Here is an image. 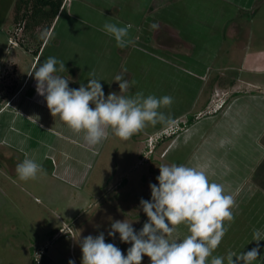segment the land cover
I'll use <instances>...</instances> for the list:
<instances>
[{
	"label": "rangeland",
	"instance_id": "obj_1",
	"mask_svg": "<svg viewBox=\"0 0 264 264\" xmlns=\"http://www.w3.org/2000/svg\"><path fill=\"white\" fill-rule=\"evenodd\" d=\"M71 2L73 6L63 13L49 48L42 58L39 55L30 73L57 53L72 62V71L79 76L85 73L86 79L97 68L103 71L111 58L123 69L126 66L129 74L130 66L124 63L131 48L118 47L104 30L105 23L130 25V34L147 36L152 31L150 25L162 19L174 25L181 39L180 50H154V43L137 39L135 48L153 52L151 55L162 62L159 72L154 57L133 62L132 67L150 71H144L145 80L139 76L134 84L129 82L126 96L173 97L171 106L159 109L171 122L149 123L128 140L108 129V138L91 146L83 131L77 133L61 120L54 125L52 137L28 139L17 132L14 142L0 144V264H68L70 259L81 264L80 241L101 232L106 243L115 244L126 256L131 244L121 242L119 233L108 236L111 223L126 220L139 232L148 221L140 200H151L149 184H158L161 165L172 164L202 168L211 182L222 184L225 193L234 197V221L230 226L225 222L228 231L212 256L223 257L227 264L229 254L235 259L259 246L260 255L251 264H264V91L259 89H264L260 85L264 84V0H180L170 2L173 6L158 14L148 11L149 4L155 8L153 0ZM14 3L0 0V99L4 105L14 91L10 88L18 90L16 65L9 62L18 61L21 85L35 56L13 44ZM252 17L256 37L250 30L245 31V38L229 39L223 36L224 27L220 36L218 27L224 22L246 23ZM13 33L17 38L22 35L19 29ZM254 47L256 59L249 52ZM255 78L252 87L247 80ZM232 80L241 81L239 88L224 92ZM26 85L6 116L19 104H25L35 119L49 113L44 96L37 93L34 73ZM116 86L119 89V84ZM116 94L124 96L120 89ZM211 106L221 109L213 114ZM172 125L178 128L174 134L158 137L153 147L148 146L150 138ZM37 129L36 134L39 126ZM49 140L51 145L45 144ZM26 157L42 165L46 174L20 180L16 168ZM257 231L260 241L254 240ZM189 234L181 224L171 239L182 240ZM142 264H151L150 258L144 256Z\"/></svg>",
	"mask_w": 264,
	"mask_h": 264
},
{
	"label": "clouds",
	"instance_id": "obj_2",
	"mask_svg": "<svg viewBox=\"0 0 264 264\" xmlns=\"http://www.w3.org/2000/svg\"><path fill=\"white\" fill-rule=\"evenodd\" d=\"M150 27L157 29L158 24L153 23ZM129 28L130 25H104V30L114 37L120 48L130 43L126 39ZM65 70V62L49 57L29 75L34 73L37 93L44 96L52 116L58 115L77 133L83 131L85 141L91 146L107 139L108 129L120 139L128 140L149 123L154 126L171 122L159 111L162 106H171V96L145 97L143 93H136L129 97L110 92L105 97L100 80L95 78L72 89L69 80L57 74ZM115 81L120 92L128 90L129 82L122 75H117ZM16 172L23 181L34 180L41 172L46 174L42 165L27 157L17 165ZM156 180L158 184H149L151 200H140L148 221L139 232L126 220L111 223L108 236L115 237L119 233L121 242L130 243L127 255L115 244L106 243L101 232L80 241L81 264H142L144 256L150 258L151 264H208L209 257H212L210 264H224L223 257H213L212 253L228 231L225 222L230 226L234 221V197L225 193L222 184L211 182L206 171L198 167L161 165ZM181 224L187 226L190 234L182 240L171 239ZM259 237L257 231L254 240H262ZM259 255L257 246L235 259L229 254L227 264H251ZM68 264H74V261L70 259Z\"/></svg>",
	"mask_w": 264,
	"mask_h": 264
},
{
	"label": "crops",
	"instance_id": "obj_3",
	"mask_svg": "<svg viewBox=\"0 0 264 264\" xmlns=\"http://www.w3.org/2000/svg\"><path fill=\"white\" fill-rule=\"evenodd\" d=\"M153 1L156 3V5L154 8V7H152V4L151 5L149 4V6H148L149 10L148 11L150 14H154L155 12L158 14L159 10H164L166 7L173 6L172 3H170V2H176V1H180V0H168V3L165 2V0H153ZM69 6L72 7L73 2H71V0H68V1L65 0L60 14L58 15L57 19L55 20L54 24L52 25V28L49 31V33L46 35L44 44H43L42 49L39 53V55L42 54L41 58L43 57L44 53L49 48V44L52 40L55 29H56L57 25L59 24L63 13L65 12V10ZM255 10H256V7H255ZM255 15H256V11H255L253 16H255ZM252 18H251L250 22L246 21V23H244L245 22L244 21V22H241L240 24H238V23L236 24L233 20H228V21L224 22V24H222L218 27L221 30L219 33L220 36L222 37V28L224 27L223 28L224 29V35L223 36L229 37V39H236L239 36H243L245 38V36H244L245 31L249 32L250 30H251L252 37H253V35H254V37H256V34H255L256 29H254L256 27V23H255L256 21L254 20L255 17H252ZM158 21H160V22L156 23V24H158V28L157 29L151 28L152 31H150V33H151L150 35L148 34L147 36H143V35H138L137 33H135V34L129 33L128 38L130 40V43L126 47L131 48L130 49L131 53H129L125 57V63H124V64H128L131 68V69L128 68L129 74L125 73L126 71L124 69L126 68V66L123 69L119 64H116V61H114L112 58L109 59V62L107 64H105L106 67L103 68L104 69L103 71H100V68H97L95 72L91 73V74L94 73V76L90 75V76H92L91 78L94 77L95 79L100 80V83L102 84L103 91L105 93V97H107V95L110 92H115V93H117V91L119 92L120 88L119 89L116 88L117 87L116 85H118V82L115 81V77L117 75H120V73L124 72L123 78H124V80H127L128 82L135 81V77L138 78L139 76L141 78H143V80L146 79V74L144 73V71H148V70L150 71V69H147V68L142 69V67H140V69H137L134 66L132 67V63L135 61H141L144 58V56H145V58H146V56H149V58L150 57L155 58V56L151 55L153 52L148 53L146 49H145V51H143L139 48H135L134 44L138 45V43H137L138 41H136L137 39H143L144 38L146 43H151V44L154 43V45H155V47L153 48L154 50H159V51L163 50V51L172 52V53L178 52L180 50L179 47L181 44V39H180L177 31L175 30L174 25H172L171 23L166 24L164 22V20H162V19H160ZM135 41H136V43H134ZM13 44L18 45V43H16V42H13ZM19 47H21V46H19ZM249 52L252 54L253 57H255L254 59H256V47L250 48ZM39 55L34 56L33 63L30 67V70L28 71V73L25 76V79L21 85H20V81L22 79V74L19 72L18 61L16 59H13L9 62V64L16 65L15 70H16V79L18 78V90L16 89L14 95L11 97V99H9V102H7V104L4 105L3 104L4 102H2V108L0 109V118L3 117V119L0 120V144H7V143L10 144L11 142H14L15 139L18 138L17 132H19V137H24V138L28 137V139L31 137L34 138V136H37L40 139H43L45 135L52 137V133L56 134V132L53 131L54 125L56 123H58L59 121H61V119L58 115L53 117L49 109H47L49 111V113H47L46 116L44 115V117H42V118L35 119V118H32L31 114H29L28 109L26 108L25 104L22 106L19 104L18 107L16 108V111H11V113L8 116H6L7 112L10 111V109H12V107H14V105L16 103H18L19 97L23 94L24 90L26 89V87L28 85V84L26 85L28 76H29L32 68L36 64ZM52 57H55L59 61L65 62L66 70L62 73H58V75H61L64 78H66L67 80H69L70 88L78 89L81 86V84L86 85L88 83L89 79H86V77H84L85 73H83L82 75L79 76V73L76 70L73 69V71H72V69H71L72 68V62H70L68 60H64V58H62V57L59 58L57 56V53H53ZM156 57H157V58H155V59H157L156 68L159 72L158 64H159V62H162V61L158 58V56H156ZM41 58H40V60H41ZM39 61H38V63H39ZM110 61H112V62H110ZM136 63H138V62H136ZM139 64H141V63H139ZM107 65H112V66H107ZM111 68L113 70L112 73H110ZM107 70H108V72H107ZM137 71H139L140 74ZM132 73L134 74V76H130V74H132ZM255 74H256V72H255ZM107 75H109V76L107 77ZM135 75H137V76H135ZM236 81L238 82L239 80H232L230 82L232 85L230 87H228V85H227L226 89H224L225 90L224 92H226V91L231 92L232 89L239 88L241 81L238 82L237 84H236ZM247 82H248V84H251L250 86L253 87L254 84H256V78L254 79V81H252L250 79V80H247ZM245 84H247V83H245ZM260 85L264 86V84H260ZM259 89L262 92L264 91V89H262V88H259ZM120 93H124V96H126L127 91L120 92ZM220 109H221L220 106L218 108H215V107L212 108V106H211V108L209 110H210V112L212 111L213 114H215V112H217ZM174 122H176V121H173V124H174ZM38 126H39V132L36 134V132L38 131V129H37ZM172 126H170L169 129L166 128V129L161 130V134L158 135L156 138H150L147 141V144L150 143V144H148V146L152 145V147H153L154 146L153 141H156V139H158V137H161V136L167 137L171 134H174L176 132V130H178V128H175L174 126L173 127ZM186 129H187V127H186ZM28 142L29 141L26 140V143H28ZM44 142H45V144L49 143L51 145L50 140L47 142L46 141H44ZM139 161H140V159L137 161V164L139 163ZM126 183H128V182H126Z\"/></svg>",
	"mask_w": 264,
	"mask_h": 264
},
{
	"label": "trees",
	"instance_id": "obj_4",
	"mask_svg": "<svg viewBox=\"0 0 264 264\" xmlns=\"http://www.w3.org/2000/svg\"><path fill=\"white\" fill-rule=\"evenodd\" d=\"M65 0H15L13 8L14 39L25 51L38 56L44 44L46 35L52 28L60 14ZM21 30L22 35L17 38L14 30ZM14 90L8 98H11ZM9 90V89H8ZM0 99V109L2 108ZM191 122H188L190 125Z\"/></svg>",
	"mask_w": 264,
	"mask_h": 264
}]
</instances>
